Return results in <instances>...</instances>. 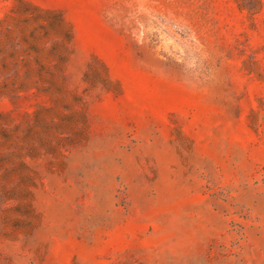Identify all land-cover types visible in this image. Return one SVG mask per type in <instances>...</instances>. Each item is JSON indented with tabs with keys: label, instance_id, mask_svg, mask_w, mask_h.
<instances>
[{
	"label": "rangeland",
	"instance_id": "1",
	"mask_svg": "<svg viewBox=\"0 0 264 264\" xmlns=\"http://www.w3.org/2000/svg\"><path fill=\"white\" fill-rule=\"evenodd\" d=\"M0 264H264V0H0Z\"/></svg>",
	"mask_w": 264,
	"mask_h": 264
}]
</instances>
